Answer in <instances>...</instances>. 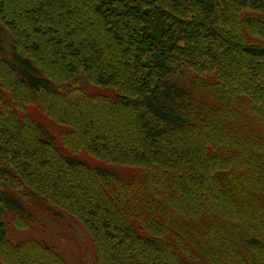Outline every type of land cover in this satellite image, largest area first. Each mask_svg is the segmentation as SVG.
I'll return each instance as SVG.
<instances>
[{"label":"trees","instance_id":"obj_1","mask_svg":"<svg viewBox=\"0 0 264 264\" xmlns=\"http://www.w3.org/2000/svg\"><path fill=\"white\" fill-rule=\"evenodd\" d=\"M0 110L49 153L0 160V264H70L67 218L95 264H264V0H0Z\"/></svg>","mask_w":264,"mask_h":264},{"label":"rangeland","instance_id":"obj_2","mask_svg":"<svg viewBox=\"0 0 264 264\" xmlns=\"http://www.w3.org/2000/svg\"><path fill=\"white\" fill-rule=\"evenodd\" d=\"M2 76H4V80L9 81L13 87H16L15 80L7 69L2 71ZM19 90L21 92L20 87ZM26 99H29V97ZM47 100L48 99L45 101ZM15 104H17L19 107L22 106V104L18 102ZM49 105L52 106L53 102L51 101ZM14 123L15 122H13V120H9L4 110H0V160L4 154L12 155L14 154L13 152H17L20 149L33 150L39 157L43 159L47 158L49 156L48 150L37 148V139L35 138V134H33L32 130L25 128L26 122L22 121L16 124ZM76 188H78V186H76L74 190H76ZM3 218L6 220V216H3ZM15 222L20 225L18 220ZM50 225L51 229L53 230L51 231L50 227V231L46 229L49 241L58 246L70 264H95V249L92 247V241L90 240L87 230L84 226L70 218H67L62 225ZM8 229L9 235L13 242L20 241L28 234H40L39 227H36L34 230L24 231L21 228H17V226L11 224L8 226ZM34 247L35 246L25 250L17 251L19 252L18 258H13L12 261L17 262L18 264H59L54 258L40 254L38 250H36L37 248ZM105 259L107 260L109 258Z\"/></svg>","mask_w":264,"mask_h":264}]
</instances>
